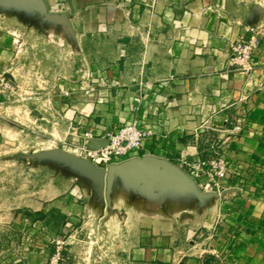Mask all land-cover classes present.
Instances as JSON below:
<instances>
[{
	"label": "crops",
	"instance_id": "0c3cea01",
	"mask_svg": "<svg viewBox=\"0 0 264 264\" xmlns=\"http://www.w3.org/2000/svg\"><path fill=\"white\" fill-rule=\"evenodd\" d=\"M47 1L0 0V69L22 17L43 20L55 34L79 37L80 53L108 56L48 77L46 113L59 130L71 124L102 137L138 121L151 131L116 163L99 170L76 163L97 203L71 209L82 220L72 226L81 235L69 238L70 264H264V31L244 74L226 59L229 43L248 33L210 0H133L138 6L128 11L113 0H63L57 13ZM32 113L31 128H39L44 113ZM54 129L46 124L47 134ZM214 144L228 162L223 195L178 174L182 159H203ZM37 159L36 151L30 163ZM30 170L37 185L38 168ZM22 177L15 167L9 178ZM38 195L19 188L15 209L38 210ZM27 250L26 264H37V250Z\"/></svg>",
	"mask_w": 264,
	"mask_h": 264
},
{
	"label": "rangeland",
	"instance_id": "374dc122",
	"mask_svg": "<svg viewBox=\"0 0 264 264\" xmlns=\"http://www.w3.org/2000/svg\"><path fill=\"white\" fill-rule=\"evenodd\" d=\"M113 1L123 11H128L135 3L133 0ZM210 1L218 4L230 23L260 35L264 31V0ZM47 4L53 13L64 10L65 6L63 0H48ZM41 6L44 8L45 5ZM73 6L78 8L77 3ZM22 18L19 33L12 34L9 39L12 45L11 40H17L12 58L5 69H0V95L5 99L0 105V264H23L22 261L26 264L25 253L31 247L37 250V264H70L69 238L78 240L81 235L80 230L72 226L82 220V214L71 209L87 203L95 205L97 201L85 181L79 180L83 174L74 163V155L87 160L76 154L72 145L80 143V127L76 125V130L68 128L62 133L60 125L46 113L51 110L46 95L54 87L48 77L58 78L66 70L67 63L73 73L84 61L108 56L104 52L80 53L79 37L75 34L61 36L43 25V20L36 22L30 17ZM35 22L40 24L38 29L30 26ZM0 31H3L2 26ZM102 42L109 43L110 36ZM20 71L22 75H19ZM89 86L88 89L93 91L94 86ZM67 92L69 95L65 97L74 94L72 90ZM34 111L44 113L39 128H31ZM46 124L55 126L52 134H47ZM36 151L38 159L30 163ZM15 167L23 172L21 180L9 178ZM31 168L33 171L38 168L37 185L27 176ZM5 172L9 174L7 178ZM34 187L39 190L40 208L33 211L25 207L15 209L18 189L22 188L25 194ZM82 190L87 196L82 195Z\"/></svg>",
	"mask_w": 264,
	"mask_h": 264
},
{
	"label": "built area",
	"instance_id": "2783aa9c",
	"mask_svg": "<svg viewBox=\"0 0 264 264\" xmlns=\"http://www.w3.org/2000/svg\"><path fill=\"white\" fill-rule=\"evenodd\" d=\"M247 33L246 36L239 37L229 43V53L226 59V66L230 70L244 74L252 72L253 67L250 59L258 49L261 40L260 33L252 29L248 30ZM63 95L68 96L69 93L65 91ZM68 128L76 130L77 126L69 124ZM150 134V130L141 129L138 121H133L115 127L102 137L95 136L92 131H82L78 136L80 143L72 145L75 146L74 152L76 154L83 156L96 166L105 167L139 151L146 137ZM93 139H106L107 144L90 149L88 144ZM180 166L187 176L199 181L198 185L202 191L216 194H221L224 191L228 162L218 145H212L203 159L196 161L182 159Z\"/></svg>",
	"mask_w": 264,
	"mask_h": 264
},
{
	"label": "water",
	"instance_id": "95a60500",
	"mask_svg": "<svg viewBox=\"0 0 264 264\" xmlns=\"http://www.w3.org/2000/svg\"><path fill=\"white\" fill-rule=\"evenodd\" d=\"M106 144H107V140L106 139H93L92 141H90V143L88 144V146H89L90 149H95V148H97L99 146H104ZM74 157H75L74 158V163H81L83 165H87L89 167H92V168L98 169V170L101 168L100 166H96V165L92 164L91 162H89L87 160H84V159H81V158H79V157H77L75 155H74ZM178 174L180 176H182V178H184L186 180H190L191 179L189 176H187L182 171H178ZM212 194H214V193H212ZM222 195H223V193H222Z\"/></svg>",
	"mask_w": 264,
	"mask_h": 264
}]
</instances>
